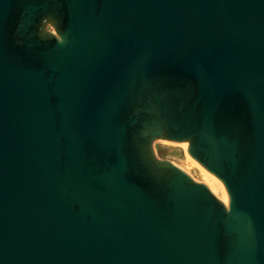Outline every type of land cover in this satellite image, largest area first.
Segmentation results:
<instances>
[{"label": "water", "instance_id": "water-1", "mask_svg": "<svg viewBox=\"0 0 264 264\" xmlns=\"http://www.w3.org/2000/svg\"><path fill=\"white\" fill-rule=\"evenodd\" d=\"M0 264H264V0H0Z\"/></svg>", "mask_w": 264, "mask_h": 264}]
</instances>
